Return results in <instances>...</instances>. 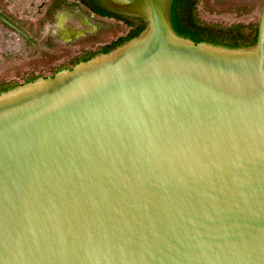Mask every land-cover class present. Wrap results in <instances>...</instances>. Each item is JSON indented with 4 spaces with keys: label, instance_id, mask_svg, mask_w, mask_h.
Masks as SVG:
<instances>
[{
    "label": "water",
    "instance_id": "obj_1",
    "mask_svg": "<svg viewBox=\"0 0 264 264\" xmlns=\"http://www.w3.org/2000/svg\"><path fill=\"white\" fill-rule=\"evenodd\" d=\"M144 3L0 63V264H264V0Z\"/></svg>",
    "mask_w": 264,
    "mask_h": 264
},
{
    "label": "rangeland",
    "instance_id": "obj_2",
    "mask_svg": "<svg viewBox=\"0 0 264 264\" xmlns=\"http://www.w3.org/2000/svg\"><path fill=\"white\" fill-rule=\"evenodd\" d=\"M87 0H0V63L34 54Z\"/></svg>",
    "mask_w": 264,
    "mask_h": 264
},
{
    "label": "trees",
    "instance_id": "obj_3",
    "mask_svg": "<svg viewBox=\"0 0 264 264\" xmlns=\"http://www.w3.org/2000/svg\"><path fill=\"white\" fill-rule=\"evenodd\" d=\"M103 1L106 4V5H104V6H106V11L108 13H111L112 15H115V17H117V16L114 12L117 13V11H123L121 9H125V10L130 9V11H131L132 7H134V5H135L134 0H132L131 2H127V4H125V5L119 4V3L114 2V1H108V0H103ZM143 1L145 2L144 4L146 5L148 3V1L153 2L155 0H143ZM135 2H136V0H135ZM263 6H264V4H263ZM104 10H105V8H104ZM262 11H263V8H262ZM0 19L2 20L4 25L18 30V27L12 21L7 19L5 16L0 14ZM33 81H34V79L29 81V82L31 83ZM0 93H2V92H0Z\"/></svg>",
    "mask_w": 264,
    "mask_h": 264
}]
</instances>
